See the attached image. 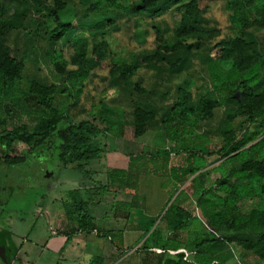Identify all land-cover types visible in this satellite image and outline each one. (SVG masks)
<instances>
[{"label": "trees", "instance_id": "obj_1", "mask_svg": "<svg viewBox=\"0 0 264 264\" xmlns=\"http://www.w3.org/2000/svg\"><path fill=\"white\" fill-rule=\"evenodd\" d=\"M215 1L222 3V19L209 16L207 8H200V0H79L78 10L56 0L57 25L50 31L42 28L33 41L49 57L57 54L64 60V64L56 63L57 70L66 75L61 84L26 72L25 59L14 56L7 43L14 25L0 20V96L6 114L12 115L11 107L21 104L44 111L32 130L27 125L6 128V120L0 118L5 150L15 142L28 147L49 145L56 135L63 166L88 176L90 164L105 153L106 147L98 141L102 134L131 126L135 139L155 131L168 144L130 153L127 169L108 172L109 183L134 191L130 203H114V215L129 221L131 210L140 209L152 219L142 227L140 241L142 250L156 262L146 264H227L233 258V246L252 250L264 259V146L247 147L256 136L245 133L237 139L231 131H224L219 151L224 161L208 170L210 138L199 133L225 97L237 105L236 114H227L226 124L245 116L264 130V38H248L251 30L264 31V0ZM2 11L0 4V14ZM173 12L180 16V23L163 27L161 19ZM96 24L101 29L91 39L80 37L81 25L94 28ZM122 25H131L126 30H132V35L125 55L116 60L107 37L122 32ZM69 45L75 52L67 60L64 51ZM88 54L94 56L92 67L86 66ZM65 65L72 69L66 71ZM104 66H110L103 79L108 89L131 90L130 114L126 117L112 106L102 107L100 124L104 128L95 117L69 120L57 107L55 96L67 93L68 79H80V89H85L82 81H90L92 71ZM148 74L155 80L150 89ZM183 75L187 80L175 85L173 97L169 84ZM231 82L236 88L225 95ZM238 92L243 101L233 99ZM213 174L219 177L212 179ZM189 182L191 195L180 190ZM101 188L103 193L107 191V186ZM191 199L201 216L183 206ZM245 200H258L259 206L249 214L242 213L238 206ZM148 204L158 214L151 213ZM88 208L81 200L66 205L67 218L78 232H96L111 241L123 236L122 231H103ZM161 223L165 229L159 228ZM252 226L257 232L247 233ZM190 232L196 237L187 243L183 236ZM158 247L163 249L160 255L153 252ZM182 249L189 255H169V251ZM105 260L96 257L89 264H105Z\"/></svg>", "mask_w": 264, "mask_h": 264}, {"label": "rangeland", "instance_id": "obj_2", "mask_svg": "<svg viewBox=\"0 0 264 264\" xmlns=\"http://www.w3.org/2000/svg\"><path fill=\"white\" fill-rule=\"evenodd\" d=\"M63 1L73 10H78L80 6L79 0ZM0 4L3 10L0 14V20L9 21L14 25L13 29L8 32L7 43L13 49L14 56L25 59L26 72L29 75H35L39 78L54 82L55 84L63 83L66 75L57 70L56 63L64 64V60L59 58L57 54L53 58L49 57V55L45 54L41 49L39 43L33 41L39 30L47 28L48 31H50L57 25L59 15L57 14L56 0H0ZM200 8H207L209 16L214 19H222V3L215 0H200ZM180 20V16L176 12H173L162 18L160 23H162L165 28H167L166 26L173 28L180 23ZM159 21L156 24L159 25ZM92 27L93 26L90 25H81L78 29L80 37L91 39L92 33L101 29L100 24H96L94 28ZM122 27L124 28L122 32L116 36L112 35L107 37L115 52L114 58L116 60L125 55L128 36L132 35V30H126V28H132L131 25H122ZM222 29L224 28L222 27ZM126 32H128V34ZM18 33H20L19 42L17 41ZM248 38L262 41L264 38V31L251 30L248 34ZM74 52L75 50L71 45L65 47V58L70 60ZM93 60L94 56L88 54L86 66L92 67L94 65ZM65 68L66 71L67 69H72V67L68 65H65ZM102 68L92 71L93 76L90 81H82V84L86 86L85 89H80L81 82L78 81L80 79H68V81L66 79L68 83L67 93L64 95L57 94L55 96L57 107L60 112L66 113L69 120L78 121L80 119H88V117L84 116L79 118L78 113L80 109L86 106V102L95 103L100 100L102 96V100H105L106 104H114L113 99L116 95L105 88L106 84L103 80L104 77L108 75L110 66H104ZM148 75H150L148 87L151 88V86L153 87L154 80L151 78V74ZM178 82L179 81H175L173 85L169 84L173 89L171 93L173 97L176 91L174 85ZM92 88L99 92H102L104 89V93L98 96L94 92H90ZM235 88L236 85L234 82L229 83L225 89V95L231 93ZM224 100L222 106L216 110L214 118L206 122L199 129L200 134H205L210 138V144L207 146V149L212 155L207 157V162L209 164L208 170L217 167L224 161L223 156L219 154L220 149L224 145V131H231V133L236 135L237 139H240L245 133L256 136V140L247 147L255 144L264 146V130L259 123H253L245 116H238L235 119L232 118L234 120H232L230 124H226L227 114H236L237 105L229 102L226 97ZM76 102L78 103L75 104ZM169 104H171V102ZM4 106L5 100L0 96V118L6 120V128L27 125L30 130H32L38 121L37 119L44 113L40 107L21 104L19 106H12L11 109L13 110V114L7 115ZM101 112L102 108L99 107L92 115L98 121V125L104 128V126L100 124V119L103 116ZM123 134V139H114L110 136L103 139L110 152L114 149L117 152H124L125 154L139 153L146 148L156 149L168 145L157 136L155 131H150L142 139H135L133 128L131 126H125ZM111 139L112 141L110 142ZM58 144L59 138L55 135L52 138V144L49 145L28 147L21 142H15L9 150H5V146L0 140V161H6L7 165L11 167L4 169L0 168V188L2 190L0 194V204H2L0 205V211L3 210L4 203H8L5 214H9L11 217L13 227L12 229L10 228L11 231H9L2 226L0 227L1 233L9 238L8 247L10 253L16 254L18 252L21 256H26L29 260H35L37 262L41 260V264H55V260L58 256L55 249L46 248V242L56 240L58 235L59 215L63 213L66 214V206L65 208L63 207L64 201L62 202L59 198L65 197V190H67L68 186L65 187L62 181L80 175L76 171L67 169L63 166L58 157ZM106 152L107 150H105V153ZM115 155L117 154L112 156ZM105 157L106 155H104V158ZM15 161L18 162L16 163ZM93 168L96 169L95 166H93ZM217 177H219L218 174L212 175V179H216ZM111 188L120 189L121 187L115 185L111 186ZM183 189H185L189 195L192 194L190 182L184 187H181L180 190ZM192 200L194 201V199H191V201L185 202L183 206L196 216H201L200 212L195 209L196 205L192 203ZM148 203H150V197L148 198ZM147 206L151 213L158 214L159 211L156 210L153 204H148ZM258 206V200H245L242 201L238 207L242 213L249 214ZM133 220L136 223L141 222L142 227L146 228L152 219L142 211L136 212L132 217V221ZM109 223L110 227H117L115 220L111 219ZM1 224L4 225L3 223ZM165 227L166 225L164 223L159 224V228L165 229ZM126 231L128 235H124L120 240H115L117 243L115 244L116 248L110 246L108 252L105 253V256L109 259L107 264L155 263L156 258L153 255H147L142 250L143 242L140 241V238L143 235V231H132L129 229H126ZM256 232V228L253 226L247 230V233L250 234H255ZM208 234V232L205 233V235ZM195 237L196 234L190 232L188 235L185 233L183 239L189 243ZM105 240L111 242L110 239L105 238ZM21 247L22 249H20ZM98 248H100V246L92 244L89 250L92 253L104 255V252L101 250L102 248ZM231 250L233 252V258L227 264H264V259L259 257L252 250L237 246H233ZM184 251L187 252L185 249L178 252L169 251V255L174 256L176 253ZM153 252L160 255L163 253V249L158 247L155 248Z\"/></svg>", "mask_w": 264, "mask_h": 264}, {"label": "crops", "instance_id": "obj_3", "mask_svg": "<svg viewBox=\"0 0 264 264\" xmlns=\"http://www.w3.org/2000/svg\"><path fill=\"white\" fill-rule=\"evenodd\" d=\"M183 80H187V76L183 75L180 80H176V81L181 82ZM173 84L174 82L172 83V85ZM107 87L108 86L105 85V88ZM147 88H149L148 84H147ZM103 90L102 92H99L96 89L92 88L90 92L91 93L94 92L96 95L99 96L102 93H104ZM107 90L111 91V93H114L116 95V97L113 99L114 104L113 105L106 104V101L102 100L103 96L101 97L100 100H98L95 103L86 102L85 104L86 106L84 105L85 107H82L80 109V112L78 113L79 118L84 116L92 119L94 118L92 113L95 112L97 108L111 107V106L115 109V111H117V114L125 113L127 115L126 117H128V114H130L131 112V108H130L131 99H132L131 90L130 89L126 90L122 88L120 89L107 88ZM133 98L136 99V96L133 95ZM123 133H124V127L119 128L118 131L116 132H107L106 134H102L98 141L99 143H101V145H104L106 147L107 145L105 141H103V139H106L107 136H110L114 139H123L124 138ZM143 137L139 139H142ZM111 141L112 139L110 140V142ZM106 150L107 152L104 153L100 159L95 160L90 164L89 166L90 173L88 176L79 175L77 177H72L71 179H65L64 181H62L63 184H65V187L68 186V188L67 190H65V197L59 199L62 200V202L64 201L63 202L64 208L67 204H71L74 201L81 200L83 202H87L89 207L88 208L89 212L94 216L96 224L103 231H122L123 232L122 237H124V235L125 236L128 235L126 229L132 231H142L141 222L136 223L134 220L132 221V217L134 216V214H136V212H142V210L132 209L130 212L131 218L129 221L121 217H116L114 215V212L112 211V207L114 203L115 202L130 203L133 199L134 191L127 189L121 186L120 184L109 183L108 172L111 169H127L129 165L128 155L130 153L125 154L124 152H117L114 149L110 152L107 147ZM114 154L117 155L112 156ZM104 155H106L105 158ZM93 166H95L96 169H94ZM115 185H118V187L121 188L112 189L111 186H115ZM104 186H107V191L103 193L101 187ZM66 198L69 200H67ZM7 205L8 203H4L3 210L0 211V227L3 226L7 230L11 231V229L13 228L12 219L9 216V214H5ZM111 219L115 220L117 225L116 228L110 227L109 222H111ZM58 222H59L58 235L56 240L46 242V248L48 249L53 248L55 249L56 254H58L55 260V264H89L96 257L105 258L106 259L105 264L109 262V259L108 257L105 256V253L108 252L110 246H114V248H116L115 244L117 243L115 239L109 242L105 240V238L98 236L96 232L91 234L78 232L76 229V225L69 221L65 213L59 215ZM1 223H3L4 225H2ZM127 226L128 228H126ZM122 237H120L119 240ZM8 239H9L8 237H5L1 233V228H0V264H41V260L37 262L35 260H29L28 258H26V256H21L18 252L16 254L10 253L9 251L10 249L8 247L9 246ZM90 244L91 245L95 244V246H100V248L98 249L102 248L101 250L104 252V255L92 253L89 250L91 246ZM20 249H22V247Z\"/></svg>", "mask_w": 264, "mask_h": 264}, {"label": "flooded vegetation", "instance_id": "obj_4", "mask_svg": "<svg viewBox=\"0 0 264 264\" xmlns=\"http://www.w3.org/2000/svg\"><path fill=\"white\" fill-rule=\"evenodd\" d=\"M1 160V159H0ZM0 168L1 169H4V168H9V166L6 164V161H0ZM11 168V167H10ZM1 188H0V194H1ZM0 205H2V204H0Z\"/></svg>", "mask_w": 264, "mask_h": 264}, {"label": "water", "instance_id": "obj_5", "mask_svg": "<svg viewBox=\"0 0 264 264\" xmlns=\"http://www.w3.org/2000/svg\"><path fill=\"white\" fill-rule=\"evenodd\" d=\"M233 99H239V100L243 101V97H242L240 92L234 94L233 95Z\"/></svg>", "mask_w": 264, "mask_h": 264}, {"label": "built area", "instance_id": "obj_6", "mask_svg": "<svg viewBox=\"0 0 264 264\" xmlns=\"http://www.w3.org/2000/svg\"><path fill=\"white\" fill-rule=\"evenodd\" d=\"M186 253V255L188 256V253L186 251H184Z\"/></svg>", "mask_w": 264, "mask_h": 264}]
</instances>
